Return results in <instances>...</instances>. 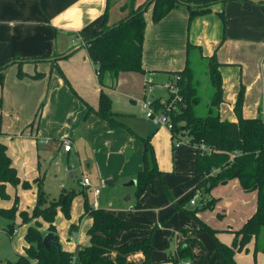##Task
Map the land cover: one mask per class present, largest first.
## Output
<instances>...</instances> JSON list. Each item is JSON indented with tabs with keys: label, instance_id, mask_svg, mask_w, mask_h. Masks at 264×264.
<instances>
[{
	"label": "crops",
	"instance_id": "0c3cea01",
	"mask_svg": "<svg viewBox=\"0 0 264 264\" xmlns=\"http://www.w3.org/2000/svg\"><path fill=\"white\" fill-rule=\"evenodd\" d=\"M144 1L133 0L135 6L140 5ZM263 4L264 0H227L225 2H217L211 6V10L208 13L196 15L190 22L188 9L185 5L181 4L173 8L158 22L152 21L151 6H149L144 13L145 29L142 46V67L145 73L121 72L117 77L115 85L113 87H104V91L109 95L110 92L115 91L123 84V87H126L125 94L127 96H134L131 97L134 101L140 99L142 94L141 88L144 86L145 79L150 78L154 82L156 75L163 74L166 76L167 82L173 76L166 73V71L180 70L184 67L185 46L187 41H189L192 44L201 46L203 55L209 56L215 54L217 61L220 63L219 71L223 88V101L219 109L221 118L236 121L233 106L238 90L242 86L244 88L242 116L244 118L261 116L264 119ZM121 6L125 9L121 8ZM128 7H130L129 0H0V64L11 59L53 58L74 50L68 57L59 58L56 61V68L59 71L61 70L72 83L82 84V88L77 89L75 87V90L88 102H86L87 104H91L90 106L96 108L101 86L99 83L97 84L98 81H95V73L93 74L94 64L89 59L86 49L81 46V42L83 38L99 30L105 12L108 23L112 24L127 14ZM220 12H223V18L220 17ZM17 69V63L9 65L4 70V81L0 84V113L1 121L4 120L0 127L3 126L5 131L13 129V132L17 133L11 137V134L3 131L4 136L0 137V141L6 144L7 154L11 159L12 165L17 170L19 178L32 182L41 175V170L38 165L37 167L35 166V161L37 160H35L36 154L34 155L33 148L29 152L32 141L36 138L33 135V127H31L29 134H27L28 129H25L24 125L35 117L40 104H42L43 108L40 111V116L43 118V115L51 106L62 104L63 99L60 97V94L67 99L69 97L70 101H72V98L63 87L61 75L58 74L56 69H52L49 59L46 61L23 62L21 64V70L25 72L23 78L17 77ZM33 72H40L45 76L39 79L31 78ZM107 82L110 84L109 81ZM54 83H57L61 91L54 89ZM133 83L134 85L131 86ZM134 92L137 95H133ZM160 96L156 94L152 99L161 98ZM144 98L145 95L143 94L142 99ZM165 99L161 98V101ZM81 110H85V107H81ZM5 114L10 115V121L3 119ZM61 115L64 117L73 116V111L69 107H64ZM100 121L105 123L101 119ZM161 127L168 133L169 140L172 141L170 131L164 126ZM8 138H15V141L18 142L14 149H10L6 143ZM69 140L71 141V139ZM15 141L13 143H16ZM61 147L62 145H59L58 150ZM71 150L64 151L62 147V151L65 153H70ZM191 158L192 162L189 167L176 169L182 174L190 173L194 177L190 181L191 186L185 189V191L187 190L186 194L184 193L183 196L174 198L172 200L173 205L194 191L196 183L200 180L199 176L193 174L195 168V148ZM141 166L142 163L137 171ZM73 169L72 167H68L67 171L70 178L74 180ZM160 170L163 174L161 178H156L154 182H161L165 190L164 171ZM83 177L89 179L90 185H83L81 183ZM106 180L108 179H105L104 183L100 186L92 187L93 199L90 202L91 205L94 208L100 207L112 213L123 212L126 214L128 220L145 225L144 227L119 231L116 234L119 242L131 243L140 241L150 234L152 235L150 230L154 225H157V228L166 232L163 236L164 247L167 246L168 234L172 232L173 235L174 230H176L177 237L176 239H171L172 242L170 241L173 249L180 246L186 238L194 237L195 231L189 228L187 224L181 225V223H178V225L173 223L167 228L163 225L164 220L163 222L161 220L171 210L169 206L165 208V214L157 213V221L155 222L145 221L133 214L136 212L135 209H146L148 207L144 201L142 203L139 202L143 206L141 208L133 205L132 210L124 207L121 210L115 211L108 209L105 201L100 200V197L102 190H107L108 187L113 186L114 181L112 185H108ZM232 180L214 187L209 193L210 197L215 199L217 190L221 187L225 188ZM128 183L125 184L127 187L135 186ZM77 185L79 189H82L83 194H87L86 190L91 187V180L87 173L82 172L81 177L78 178ZM31 187L30 192L32 194L30 197H25L26 193H21L25 192L21 185L12 186L11 184H7L6 191L9 197L8 199H0V207H11L13 204L11 202L14 201V197L18 194L26 199V204L22 201L18 203L19 209H31L36 200L37 186L35 188V184L33 183ZM95 188L100 190L97 197L93 194V189ZM231 192L236 195V198L231 199V202L232 204H238L237 209H239L237 218L232 223L235 228L228 225L230 234H217L218 239L227 245H230L233 240L234 234L232 231L243 225L255 211L257 203L256 191H243L239 181L231 186ZM127 196L129 195L127 194L124 197V201L131 200L130 196L129 199H126ZM195 198L196 195L192 198L194 199V203H191V200H189L190 205H196ZM83 203L84 200L79 198L75 210H72L71 205L69 219H66L60 211L55 216L54 224L58 241L61 247L67 251H73L77 245L84 246L89 244V237L86 231L91 224V218L85 215L79 219L84 211ZM183 208L185 207L183 206ZM220 208H223L221 204ZM58 219L60 226H57ZM16 221L19 222L18 217L15 219ZM40 221V231L44 232L45 235L48 223ZM71 223L76 224V227L69 230ZM30 224L33 225V222L25 224L26 229ZM181 228L187 230L186 235L180 231ZM199 228L200 226L197 230ZM17 232L18 230L15 229L14 233ZM24 245L22 243V248ZM254 247L255 240L253 238L247 243L245 253L243 251L236 252L234 258L237 264H253L254 259L255 262L257 261L256 264H264V252L259 247L256 253H254ZM169 248H171L170 245ZM166 257V253L162 250L159 259L153 258L151 260L150 258L151 264H171L163 262ZM200 257L201 260L199 261L198 259V264L202 262L204 264H220L213 251L206 258L203 255H200ZM127 260L128 264H142L144 256L141 252H134L127 256ZM187 264H190V262Z\"/></svg>",
	"mask_w": 264,
	"mask_h": 264
},
{
	"label": "trees",
	"instance_id": "16d2710c",
	"mask_svg": "<svg viewBox=\"0 0 264 264\" xmlns=\"http://www.w3.org/2000/svg\"><path fill=\"white\" fill-rule=\"evenodd\" d=\"M227 0H145L138 6L133 0H129L127 14L120 20L109 24L107 14L100 24L98 31L83 38L82 47L94 64L97 81L101 86L98 106L93 108L89 104L87 114H94L105 121L110 127H122L132 136L138 137L143 142L142 166L135 177V195L139 197L145 188L161 178L163 172L158 168L150 136L142 137L133 131L124 121L121 114L111 108V98L104 91V87L115 85L118 75L121 72L145 73L142 67V46L145 29L144 13L151 6V19L153 22L161 20L170 10L185 5L188 9L189 22L193 17L208 13L211 6L217 2ZM121 8L125 9L121 6ZM264 9V4H263ZM223 18V12L219 13ZM74 52L55 56L53 58L36 59H11L0 64V84L4 81V70L11 64L17 63V75L23 77L25 72L21 70V64L28 61L50 60L51 65L56 67L59 58L68 57ZM205 63L204 74L211 87L209 100L203 105L204 95L200 91V77L198 64ZM220 63L215 54L203 55L201 46L187 41L185 46V64L180 70L166 71L175 76L179 99L174 103V108L167 110L165 102L161 98L151 100V107L154 111L167 113L172 122L170 130L171 139L186 138L189 145L195 148V168L193 174L200 177L196 183L195 190L205 188L209 193L214 187L225 184L231 179L237 178L243 191H256L257 203L255 211L243 223V225L232 231L234 234L230 245L220 241L217 237V230L198 219L195 210H186L196 218L200 230L208 232L213 240L212 251L218 258L220 264H237L234 255L238 251L246 249L251 239L255 240L254 253L259 249L258 243L264 229V119L261 116L244 118L241 114L244 88L240 86L233 111L236 121L222 119L219 113L220 104L223 101L222 79L219 71ZM61 73V72H60ZM43 73L36 72L32 77H41ZM61 76L63 74L61 73ZM64 77V76H63ZM172 79V77L170 78ZM110 84H108V82ZM208 86V85H207ZM209 88V87H208ZM169 98H166V102ZM42 104L38 107L37 114H40ZM1 133V127H0ZM37 183L36 200L30 210L19 209L18 198L15 196L13 204L9 208L0 207V216L11 220L6 227V232L11 236L15 230V219L18 217L22 224L34 220L33 225H28L24 234V252L14 260H7L0 264H128L127 256L134 252H141L144 256L142 264H150V256L153 251L152 235L137 242H119L116 234L119 231L136 227H144L128 220L123 212H108L103 208H94L84 199V211L79 217L88 215L91 224L86 233L89 237L88 245H77L73 251H67L55 244L48 249L42 243L44 234L40 231L41 222L39 217L48 223L47 232L54 234L55 241L58 235L55 230V216L60 211L66 219L70 218L71 205L77 191L74 188H62L56 198H49L41 186V178L34 180ZM113 179L106 180L112 185ZM21 185L23 188L31 187V182L21 180L16 168L12 165L7 154V146L0 141V199H8L6 185ZM170 199L172 197L166 189ZM193 193H189L180 202L174 204V211L185 210L184 203L187 202ZM213 200L204 205L203 208L213 207ZM135 207H143L136 202ZM76 227L71 223L69 230ZM157 227L154 225L153 228ZM186 234V229H180ZM172 239V232L168 235V243ZM189 239L175 250H169L167 260L177 264L191 256ZM59 242V241H58ZM167 243V248L169 244ZM264 252V247L261 248ZM113 254V256H111Z\"/></svg>",
	"mask_w": 264,
	"mask_h": 264
},
{
	"label": "rangeland",
	"instance_id": "374dc122",
	"mask_svg": "<svg viewBox=\"0 0 264 264\" xmlns=\"http://www.w3.org/2000/svg\"><path fill=\"white\" fill-rule=\"evenodd\" d=\"M52 69H56L59 75H61V73L63 74L64 77L60 76L64 84L63 87L72 98V101H70L69 97L67 99L60 94V97L63 99L62 104L51 106V108L43 115V118L38 113L37 116L33 117L24 125L25 129H28L27 134H29L31 127H33V135L36 138L33 139L29 152H31V149L33 148L34 155L36 154L35 160L37 161H35V166L37 167L38 165L40 167L41 175L35 178V180L37 181L41 178V186L47 196L50 199L56 198L62 188H74L78 192L73 199L72 204V210H75L79 198L84 200L85 196H87L88 201L92 202V187L100 186L104 183L105 179L111 177V179L114 180V185L108 187L107 190L103 189L100 197V200L105 201L108 209L115 211L121 210L123 209L122 207H124L132 210V207L136 202L142 203V201H144L148 207L146 209H135L136 212L133 214L145 221L155 222L157 221V213L160 212L165 214V208L169 206L171 207V210H169L161 220L162 222L164 220L163 225L166 228L173 223H181V225L187 224L189 228H192L195 231L194 237L186 238L189 239L188 244L191 249V256L185 260H180L177 264H187L188 262H190V264H198V259L199 261L201 260L200 255H203L205 258L206 256H209L212 251L214 240L208 232L201 231L200 229L197 230L200 226L198 220L191 214L187 213L186 210L192 211L196 209L198 219L204 221L212 228L214 227V229L217 228V234H230L228 225L235 228L232 223L236 220L239 211V209H237L238 204H232L231 202V199L236 198V195L231 192V186L238 182V179L234 178L225 188L221 187L218 189L215 194V199L210 197V192L208 193L205 188H197L192 191L193 194L189 199L191 200L194 195H196V205H190L188 200L184 203L185 210L174 211L173 201L165 190L167 189L169 191L172 199L183 196L184 193L186 194L187 190L185 191V189H188L191 186L190 181L194 176L190 173L182 174L176 169L190 166L192 162L191 155L194 153V148L187 143L186 138L182 139L183 143L179 147H174L173 140H169L168 133L163 130V127H157L151 123L150 119L146 116L145 109L142 108L141 103L143 94L146 99H152L156 94L161 95L160 97L162 99H165L166 96H168V91L164 87L166 76L163 74L156 75L152 86L153 92L151 93L146 91L147 86L144 82V86L141 88V98L136 101L131 99V97L134 96H127L125 94L126 87H123V84H121V86L115 91L109 93L111 98V108L113 111L121 114V120L138 135L142 137L150 136V142L155 150L154 153L156 154L158 167L164 171L163 180L166 186L165 190L161 182L155 181L152 184H149L139 197H136V187H127L125 184L136 177L137 169L142 163L143 142L140 138L132 136L124 128L110 127L106 122V124L102 123L100 118L93 113L87 114V107L85 104L88 102L75 90V87L78 89L82 88L83 85L72 83L61 70L59 71L58 68L52 66ZM198 69L201 81L200 91L202 94H205L203 99L204 105L209 100L211 87L207 82L208 79L206 74H204V70L206 69L205 63H203V65L199 63ZM94 71L93 74L95 73ZM33 74H35V72H33ZM94 75L96 76V74ZM44 76L45 75H42L41 77ZM95 76L94 78L97 82ZM41 77L31 78L39 79ZM148 79L150 80V78ZM133 85L134 83L131 86ZM53 86L54 89L61 91L57 83H54ZM133 95H137V93L134 92ZM96 104L97 108L98 98ZM64 107L71 108L73 116L64 117L61 115ZM81 107H85V110H81ZM9 118L10 115L5 114L3 119L10 121ZM3 121L4 120L1 121L0 113V125ZM7 130L8 131H5L2 126L0 137L4 136L3 131L11 134V137L17 133L13 132V129ZM62 139H71L72 150L70 153L63 152L62 147L58 150L59 145H62ZM14 141L15 138L7 139L6 143L10 149H14L15 145L17 146L18 142L15 141L16 143H13ZM127 151H130L131 153L128 158H125ZM30 158H32V156H30ZM68 167L74 168V180L70 178L67 171ZM82 172L87 173L91 180V187L86 190L87 194L84 193L85 196L82 189H79L77 185L78 178L81 177ZM32 182L34 183L35 181L33 180ZM32 182L31 184H33ZM34 184L36 188L37 183ZM30 189H32V187L23 188L25 192L21 193H26L25 197H30L32 194ZM127 194L130 196L131 200L124 201V197ZM16 196L18 198V203L22 201L26 204V199L22 195L19 196L17 194ZM207 199L209 200L206 201ZM211 200H213L215 204L214 207L203 208L204 205ZM220 204L223 208H220ZM20 220L21 219L19 218V222L14 221L15 229H17L18 232L10 236L6 232V227L12 221L0 216V261L3 263L7 260L16 259L23 251L22 243L23 245L25 244L24 232L26 226L25 224H22ZM34 220L36 219H32L30 222H33L34 224ZM38 220L42 219L39 217ZM57 226H60L59 219ZM150 232L152 233L154 244V249L150 257L151 260H153V258L159 259L162 250H164L168 257L169 250L172 251L173 245L170 240L171 242L169 241V245L171 248L164 247L163 236L166 232L157 227L152 228ZM42 233L44 234V232ZM176 237V230H174L172 239H176ZM183 244L184 242H182L181 245ZM258 246L260 248L264 247V229L261 238L259 239ZM173 250H175V248ZM242 251L244 253L246 252L245 249ZM167 257L163 262L173 264L171 261L167 260ZM256 262L254 259L253 264H256ZM201 264L204 263L202 262Z\"/></svg>",
	"mask_w": 264,
	"mask_h": 264
},
{
	"label": "built area",
	"instance_id": "2783aa9c",
	"mask_svg": "<svg viewBox=\"0 0 264 264\" xmlns=\"http://www.w3.org/2000/svg\"><path fill=\"white\" fill-rule=\"evenodd\" d=\"M83 43V41L81 42ZM175 76L172 77V79H169L165 84L164 87L167 89L168 91V96L167 98H169V101L166 102V99L163 100V102H165V108L167 110H170L171 108H174V103L176 101H178L179 99V95H178V91H177V87L175 86L174 82H175ZM147 89V92H152L153 91V81L152 79H147L145 80ZM142 103V108L145 109V114L146 116L150 119L151 123L154 124L155 126H164L166 127L169 131L172 129V122L170 120V117L167 113L164 112H160V111H154L150 105L151 103V99H142L141 101ZM173 145L174 147L179 146L180 144H182V140L178 139V138H174L173 137ZM62 147L64 151H70L71 150V141L69 139H62L61 141ZM81 183L83 185H90V181L87 177H83L81 180ZM99 189L95 188L93 189V194L95 197L98 196L99 194ZM191 203H194V199H191ZM15 232V230H14Z\"/></svg>",
	"mask_w": 264,
	"mask_h": 264
},
{
	"label": "water",
	"instance_id": "95a60500",
	"mask_svg": "<svg viewBox=\"0 0 264 264\" xmlns=\"http://www.w3.org/2000/svg\"><path fill=\"white\" fill-rule=\"evenodd\" d=\"M252 1H257V0H252ZM69 52H67L68 54ZM130 151H127L125 154V157L127 158L130 155ZM136 181L135 179H132L128 184L129 185H135ZM126 199H129V196H127ZM42 243L45 246L46 249L50 247L51 244H55L56 246H60V243L58 241H55L54 239V234L52 232H47L43 238H42Z\"/></svg>",
	"mask_w": 264,
	"mask_h": 264
}]
</instances>
